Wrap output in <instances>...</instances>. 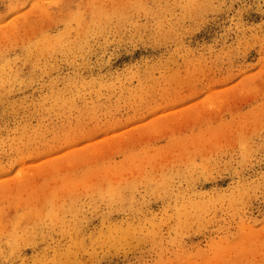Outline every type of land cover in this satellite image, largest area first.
<instances>
[{
	"label": "rangeland",
	"instance_id": "rangeland-1",
	"mask_svg": "<svg viewBox=\"0 0 264 264\" xmlns=\"http://www.w3.org/2000/svg\"><path fill=\"white\" fill-rule=\"evenodd\" d=\"M0 264H264V0H0Z\"/></svg>",
	"mask_w": 264,
	"mask_h": 264
}]
</instances>
